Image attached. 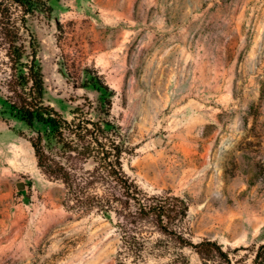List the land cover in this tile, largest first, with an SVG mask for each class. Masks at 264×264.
Here are the masks:
<instances>
[{
    "label": "rangeland",
    "instance_id": "obj_1",
    "mask_svg": "<svg viewBox=\"0 0 264 264\" xmlns=\"http://www.w3.org/2000/svg\"><path fill=\"white\" fill-rule=\"evenodd\" d=\"M51 4L30 21L45 102L108 120L126 173L187 201L186 237L251 263L264 242V0ZM37 128L0 116V264H203L157 232L133 258L114 217L63 207L36 165Z\"/></svg>",
    "mask_w": 264,
    "mask_h": 264
},
{
    "label": "trees",
    "instance_id": "obj_2",
    "mask_svg": "<svg viewBox=\"0 0 264 264\" xmlns=\"http://www.w3.org/2000/svg\"><path fill=\"white\" fill-rule=\"evenodd\" d=\"M51 1L0 0V116L38 127L29 138L36 165L63 185V207L80 215L114 217L121 249L133 258L143 255V234L157 232L174 245L192 247L203 264H234L217 241L194 243L186 237L181 224L189 206L184 198L150 194L126 173L123 157L128 150L121 138L110 136L108 120H93L80 107L67 119L45 102L40 46L30 21L50 18ZM249 264H264V242Z\"/></svg>",
    "mask_w": 264,
    "mask_h": 264
},
{
    "label": "water",
    "instance_id": "obj_3",
    "mask_svg": "<svg viewBox=\"0 0 264 264\" xmlns=\"http://www.w3.org/2000/svg\"><path fill=\"white\" fill-rule=\"evenodd\" d=\"M19 186H21V184H19Z\"/></svg>",
    "mask_w": 264,
    "mask_h": 264
}]
</instances>
